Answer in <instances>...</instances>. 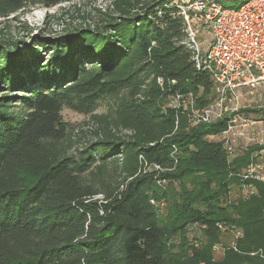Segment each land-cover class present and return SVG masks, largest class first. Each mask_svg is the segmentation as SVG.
Wrapping results in <instances>:
<instances>
[{
	"label": "trees",
	"instance_id": "obj_1",
	"mask_svg": "<svg viewBox=\"0 0 264 264\" xmlns=\"http://www.w3.org/2000/svg\"><path fill=\"white\" fill-rule=\"evenodd\" d=\"M73 1L0 0V17ZM170 3L111 0L93 27L49 38L0 30V264H264V181L230 197L251 149L228 160L209 138L224 120L190 126L165 106L175 92L197 107L213 96ZM109 97L113 114L94 115ZM63 108L95 121L82 149Z\"/></svg>",
	"mask_w": 264,
	"mask_h": 264
},
{
	"label": "built area",
	"instance_id": "obj_2",
	"mask_svg": "<svg viewBox=\"0 0 264 264\" xmlns=\"http://www.w3.org/2000/svg\"><path fill=\"white\" fill-rule=\"evenodd\" d=\"M241 1L238 6H225L217 0H171L169 5L175 6L185 21V43L192 50L196 68L210 74L213 96L207 105L197 107L193 94L175 92L168 96L165 106L186 114L190 126L224 120L223 130L210 137L218 138L228 160L251 149L238 172L240 188L246 195L254 188L244 180L264 181V0ZM110 2L89 14L96 9L104 11ZM89 14L78 10L74 18L67 15L70 21L61 20L48 31L53 36L67 27H93ZM192 21L210 28L211 41L205 51L199 47ZM157 82L162 85V78Z\"/></svg>",
	"mask_w": 264,
	"mask_h": 264
},
{
	"label": "rangeland",
	"instance_id": "obj_3",
	"mask_svg": "<svg viewBox=\"0 0 264 264\" xmlns=\"http://www.w3.org/2000/svg\"><path fill=\"white\" fill-rule=\"evenodd\" d=\"M79 1V0H77ZM108 0H99L98 2L94 1H79V2H70L56 4L52 6H33L27 7L25 10L18 11L14 15L11 14L8 17H0V30L1 33H4L5 38H12L14 40H23L29 41L33 35H39L42 33L43 38L52 37L49 29H53L54 24L57 22L67 23L70 20H66L67 15L74 14L75 9H78L80 13H90L92 9L103 6ZM76 3V5H75ZM43 20H46L47 23H50V26L44 25ZM192 26L196 32V40L199 44V47L202 51H205L208 48V45L211 41V31L208 27H203L199 23L192 21ZM42 29V30H41ZM72 28L67 27V30ZM1 36V35H0ZM115 98L109 97L99 101L96 110L93 112L94 115H112L113 112L111 108L115 104ZM62 118L65 122L73 126L72 131V149L78 147L82 149L87 141H92L94 138V133L92 130L95 128V121L92 120L91 115L81 114L75 111H72L68 108H63L61 111ZM210 139L217 140V137H209ZM74 151V149H73ZM244 189L233 185L231 187L230 197L231 199L243 195ZM152 203L155 206H158L159 212L162 214L165 211V206L163 202H155L152 200ZM200 236V230L197 225L191 226L187 237L189 238L191 244L194 246L197 245L195 237ZM232 233H225L224 239H231ZM215 256H220V248H215Z\"/></svg>",
	"mask_w": 264,
	"mask_h": 264
},
{
	"label": "water",
	"instance_id": "obj_4",
	"mask_svg": "<svg viewBox=\"0 0 264 264\" xmlns=\"http://www.w3.org/2000/svg\"><path fill=\"white\" fill-rule=\"evenodd\" d=\"M59 35V34H58ZM54 36H57V35H53L52 37H54Z\"/></svg>",
	"mask_w": 264,
	"mask_h": 264
}]
</instances>
